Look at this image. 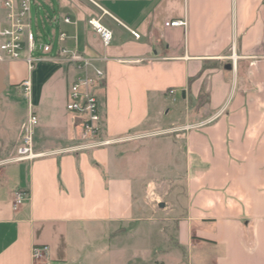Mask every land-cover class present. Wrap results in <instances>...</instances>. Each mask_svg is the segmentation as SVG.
<instances>
[{
  "label": "crops",
  "instance_id": "crops-1",
  "mask_svg": "<svg viewBox=\"0 0 264 264\" xmlns=\"http://www.w3.org/2000/svg\"><path fill=\"white\" fill-rule=\"evenodd\" d=\"M32 7V28L40 44L53 43L54 56L37 74L60 62L63 45L93 58L106 72L95 88L102 139L113 142L63 151L81 137L67 110L65 133L40 122L43 157L0 164V264H110L141 223L169 240L170 219L145 217L146 198L180 180L185 215L177 246L165 249L177 252L173 264H264V0H33ZM93 17L113 31L111 44L89 24ZM174 19L187 24L166 25ZM11 68L12 87L22 91L30 77ZM40 78H30L34 104ZM202 93L206 101L191 110ZM19 190L28 196L15 208ZM41 244L50 251L34 261Z\"/></svg>",
  "mask_w": 264,
  "mask_h": 264
},
{
  "label": "built area",
  "instance_id": "built-area-1",
  "mask_svg": "<svg viewBox=\"0 0 264 264\" xmlns=\"http://www.w3.org/2000/svg\"><path fill=\"white\" fill-rule=\"evenodd\" d=\"M32 3L33 0H3L6 10V22L0 26V63L7 60H20L27 62L29 69H33L36 62L42 58L34 56L36 51L42 50L50 53L53 43L37 44V35L32 28ZM66 23H72L70 17H65ZM89 24L100 35L104 45L111 44L113 31L104 25L99 18H90ZM184 19H174L166 22L168 26L186 25ZM135 37L140 34L132 31ZM65 31L60 33L59 39L65 43L68 39ZM57 59L65 65L71 66L75 75L70 81L67 92V110L72 114L74 122L81 126V137L75 144L64 148L63 151L84 150L91 147L108 145L113 142L110 139H102L104 131L103 115L99 95L95 88L106 78L103 68L93 63V58L88 57L77 46L60 47ZM24 98L27 104V117L21 123L16 138V143L3 163H17L33 161L43 157L45 152L36 148L35 137L39 125V118L32 97V82L28 78L21 84ZM28 194L19 190L16 192L14 207L24 203ZM50 246L47 244L34 245L32 258L34 261L47 256Z\"/></svg>",
  "mask_w": 264,
  "mask_h": 264
},
{
  "label": "rangeland",
  "instance_id": "rangeland-1",
  "mask_svg": "<svg viewBox=\"0 0 264 264\" xmlns=\"http://www.w3.org/2000/svg\"><path fill=\"white\" fill-rule=\"evenodd\" d=\"M32 13L34 14V8L32 9ZM32 21L34 22V30L37 32L35 16ZM40 43L41 40L37 39V44L39 45ZM38 55H41L40 57L42 59L34 65L33 69H29L27 62L23 58L20 60H7L0 63V68L6 69L5 82L9 86V89L0 92V142H2L0 145V164H4L2 161L9 156L16 143L19 126L27 117V104L23 90L21 91L20 88L16 89L12 87V79L14 76L11 73V67L13 64L15 66L16 76H26L31 79H35L37 75L41 77L40 81L33 88L39 124L40 122L46 124L52 122L59 126V131H63L62 133L68 131L66 124L68 122L66 103L68 87L72 78L71 73L69 72L68 75L67 65L64 63L51 62L53 66L47 65L46 67L44 64L41 66L42 71L39 70L37 74V65L42 62L46 63L45 60L54 58L53 54L44 53L42 50L34 53V56ZM205 101V94H200V98L192 102L194 106L191 110L196 109L197 105H202ZM177 102L179 104L183 103L181 96H177ZM55 113L59 117L58 120L54 119ZM48 136L47 139L49 141L51 136L50 134ZM35 143L37 149L42 147V139L39 137L38 131L36 132ZM169 183L171 185L169 187L170 190L159 189L157 193L147 194L146 203L151 209L150 211H145L144 215L145 217L152 215V217L154 216L161 220L170 219L169 224L164 226L166 232L170 235V239L160 237L155 230H148L145 228V224L141 223L137 231L134 232L137 233L136 238L134 240L127 238L124 241L127 245L125 254L121 257L114 256L110 258L112 260L110 264H163L162 261L164 264H173L174 261H177V252L172 250L170 253L165 254V249L167 250L169 247L177 246V222L180 217L185 215L187 192L184 181L180 180L179 182L173 181ZM137 249L138 258L136 256H129L130 250L135 253ZM144 250H147L146 252L148 253H143ZM153 250L160 251L154 252ZM106 263L109 264L108 260Z\"/></svg>",
  "mask_w": 264,
  "mask_h": 264
},
{
  "label": "water",
  "instance_id": "water-1",
  "mask_svg": "<svg viewBox=\"0 0 264 264\" xmlns=\"http://www.w3.org/2000/svg\"><path fill=\"white\" fill-rule=\"evenodd\" d=\"M4 79H5V71L3 68H0V92L3 91L5 88Z\"/></svg>",
  "mask_w": 264,
  "mask_h": 264
}]
</instances>
